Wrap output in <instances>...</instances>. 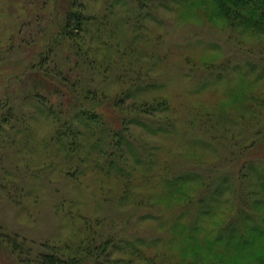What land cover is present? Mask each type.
I'll use <instances>...</instances> for the list:
<instances>
[{
	"label": "clouds",
	"instance_id": "obj_1",
	"mask_svg": "<svg viewBox=\"0 0 264 264\" xmlns=\"http://www.w3.org/2000/svg\"><path fill=\"white\" fill-rule=\"evenodd\" d=\"M0 264H264V0H0Z\"/></svg>",
	"mask_w": 264,
	"mask_h": 264
}]
</instances>
